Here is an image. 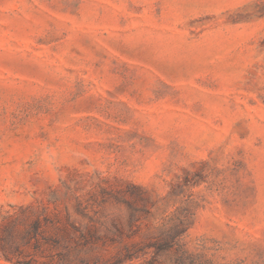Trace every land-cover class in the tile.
Wrapping results in <instances>:
<instances>
[{
    "label": "rangeland",
    "instance_id": "1",
    "mask_svg": "<svg viewBox=\"0 0 264 264\" xmlns=\"http://www.w3.org/2000/svg\"><path fill=\"white\" fill-rule=\"evenodd\" d=\"M0 264H264V0H0Z\"/></svg>",
    "mask_w": 264,
    "mask_h": 264
},
{
    "label": "trees",
    "instance_id": "2",
    "mask_svg": "<svg viewBox=\"0 0 264 264\" xmlns=\"http://www.w3.org/2000/svg\"><path fill=\"white\" fill-rule=\"evenodd\" d=\"M167 243H168V242H165V246H162L163 248H158V249L162 250V249L169 248V247H170V244H167ZM120 260H121V257L117 259V262L120 261ZM117 262H116V263H117ZM119 263H120V262H119Z\"/></svg>",
    "mask_w": 264,
    "mask_h": 264
}]
</instances>
